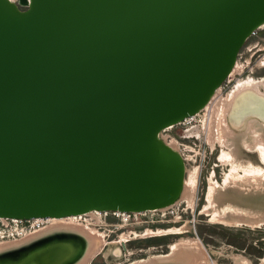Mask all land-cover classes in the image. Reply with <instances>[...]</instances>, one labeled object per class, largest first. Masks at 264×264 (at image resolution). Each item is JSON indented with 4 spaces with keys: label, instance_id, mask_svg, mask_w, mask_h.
<instances>
[{
    "label": "water",
    "instance_id": "1",
    "mask_svg": "<svg viewBox=\"0 0 264 264\" xmlns=\"http://www.w3.org/2000/svg\"><path fill=\"white\" fill-rule=\"evenodd\" d=\"M262 22L264 0H0V215L173 202L185 160L159 130L205 103ZM89 245L54 224L0 244V264H76Z\"/></svg>",
    "mask_w": 264,
    "mask_h": 264
},
{
    "label": "rangeland",
    "instance_id": "2",
    "mask_svg": "<svg viewBox=\"0 0 264 264\" xmlns=\"http://www.w3.org/2000/svg\"><path fill=\"white\" fill-rule=\"evenodd\" d=\"M239 51L241 53L240 56L237 55V64L232 73L220 83V89L211 108H201L193 117L173 123L168 130H165L172 134L170 137L173 138L170 140L183 154L185 170L187 169L185 176L192 170L198 172L193 206L187 204L185 193L183 197L180 194L178 202L166 208L146 209L140 214L138 222L112 224L106 222L107 218L106 221L95 222L89 214H86L85 219L81 221L78 219L79 222H74L72 225L79 228L83 225L85 228L90 227L86 228L89 232L81 229L88 235L90 246L100 247L95 250L87 264H129L134 260L137 264H142L158 259L155 256L165 253H170L168 256L181 255L186 259L187 264H264L262 259L264 258V174L260 172L253 175L254 173L247 174L243 171V166L249 162H251L249 165L262 164L264 168L253 145L256 139L250 138L253 127L247 126L250 114L245 115L243 122L237 125L231 122L229 115L226 116L228 127L224 130L221 129L218 121L220 111L224 109L222 102L226 101L227 93L235 80L250 75L261 78L264 75V66L260 67V61L264 57V25L257 27L254 33L246 37ZM259 90L264 92V86L260 85ZM207 110L211 114L209 136L213 133L210 139L201 126L202 120L208 114ZM221 134L226 138V142L224 141L226 144L222 141ZM257 135L264 142V131L260 130ZM242 137L246 139L243 140ZM245 145L252 148L253 152L248 151ZM222 150L233 153L239 165H236V170L230 164L233 160L231 156H228L230 160L227 155L221 157ZM228 172L230 176L233 174L239 176L227 177ZM225 176L228 178L227 181H224ZM210 183H215L218 188L215 189L208 204L205 196ZM203 205L206 209L202 208ZM180 226L185 231L181 233L164 231L167 227ZM96 236H101L102 241L91 244ZM180 237L196 239L197 247L189 252L185 246L187 244L181 242L171 251L170 244ZM17 240L5 239L0 241V244ZM139 259H143L142 262H139Z\"/></svg>",
    "mask_w": 264,
    "mask_h": 264
},
{
    "label": "bare ground",
    "instance_id": "3",
    "mask_svg": "<svg viewBox=\"0 0 264 264\" xmlns=\"http://www.w3.org/2000/svg\"><path fill=\"white\" fill-rule=\"evenodd\" d=\"M263 25H264V22H262L261 24H259L258 27H261ZM236 57H235L234 63L232 65L231 70L229 71V73H232L234 67L237 64V58ZM260 65L261 66H264V57L262 58V61H260ZM263 84H264V75L261 76V78H257V77L251 76V75L250 76H247V77L237 78L235 80L234 85L232 86V88L227 93L228 94L227 95V99L225 98L226 101L223 100V102H222V107L224 109L220 111V115H219L220 118H219L218 121L220 122L221 129L224 130V128L227 129V127H228V124L226 122V116L228 117V115H229V119L231 120V122L233 124H236L237 125V124H241L243 122V118L245 117V115H242V112H244L245 110H250V107H251V109L255 110L253 113H249L250 114V117L248 119H250V121L248 122V125L247 126H251V125L253 126V127L251 126L252 127L251 128L252 136L250 138H253V140H254V138L256 139L253 142V145L256 147L257 154H258V159H260V161L264 165V142L261 139V137L257 135V133L260 130L261 131H264V111H261V110H264V92L263 91H260L261 89L259 90V86L260 85L264 86ZM220 85L221 84H219V85H217L215 87V89L210 94L209 98L205 101V103L198 110H196L192 114L186 115L183 119L184 120H187V119L193 117L195 114L199 113V111L201 110V108L202 109L203 108L204 109L205 108L206 109L207 108L208 109L211 108V106L213 104V101H214V98H215V96H217L218 91L220 89ZM246 107H249V108H246ZM207 113L208 114L206 115V117H204V119L202 120L203 123L201 122L202 123L201 126L204 129V131H205V135L209 138L213 133L210 134V136H209V128H210V124H211V114H210V112L208 110H207ZM168 125H170V124H168ZM218 128H220V127H218ZM247 130H248V127H247ZM244 135H243V137H244ZM249 135L247 137H249ZM221 137H223V135ZM243 137H242V139H243ZM172 138L171 137L166 138L165 141H167L170 145L174 146L173 141L170 140ZM223 138H221L222 141L223 142L224 141L226 142V138H224V140H223ZM245 139L246 138H244L243 140H245ZM241 142H244L245 143V141H242V140H241ZM248 143H250V142H248ZM250 145H252V144H250ZM245 146H246V149H248V151L253 152V149L252 148L248 147V145H245ZM222 155H227L226 156L227 158H228V156L229 157L231 156L230 158H232L233 160H232V162L230 164L234 168V170H236L235 167H236V165H238V162L235 161L236 159H234L235 157L233 156V153L231 151H224V150H222L221 157H222ZM249 164H251V162H249ZM249 164L246 163L244 166L242 165L244 172H246L247 174L254 173L253 175H255L257 173H260V172L261 173L263 172L262 174H264V168H263V166H261L262 164L260 165V163H258L260 166H258V165H249ZM233 168H231L232 171H234ZM186 170L184 169V178H183V184H182V189H181L180 194H181V197H183V196H185V193H186V198H187L186 201H188L187 204L188 205H191V207H192L193 206L192 204L195 202L194 201V196H195V187H196V177H197V173L198 172H197V170H192V171L186 173V176H185ZM231 170H229V171H231ZM228 173H229V176L227 174L226 175L227 177H238L239 176V175L236 176L234 174L233 175L231 174L232 176H230V172H228ZM226 176H225V179L226 180H224V181H227L228 180V178ZM260 176L262 177V175H260ZM253 177L255 178V176H253ZM236 179H239V178H236ZM252 179H250V180H252ZM215 183L214 184H211L210 183L208 185V187H207L205 199L208 201V204H210L209 203V200L212 199V196L214 195L215 189L218 188V186L216 188V184H218V183H216V184ZM180 194H179V196L173 202H171V203H169L167 205L158 207V208H166V207L172 205L173 203L178 202L179 197H180ZM205 205H207V204H205ZM205 205H203V207H202L203 209H206V206ZM149 209L152 210V209H155V207H151ZM94 211H95V208H91V209H88V210H86L84 212L94 215ZM49 218H50V222L49 223H52L51 225L60 224V223L74 224V222L75 223H78L79 222L78 221V218L76 217V214L75 213H71V214L69 213L68 215H49ZM70 221H72V222H70ZM49 223L43 225L40 228H37V229H34V230L30 231L29 233H27L26 235H24L22 237L13 238V239H18L19 240V239H22L23 237H27L31 233H35L38 230L42 229L43 227H46L47 225H49ZM51 225H49V226H51ZM83 226L80 227V228H83L84 230H86V231L89 232V230H87V229L90 228V227H86L87 228L86 229ZM164 231L165 232H179V233H181V232H183L185 230L183 229V227L180 226V227H167ZM91 233H92V231H91ZM90 236H92V235H90ZM96 239L94 238V241L92 240L91 244H95L96 241H98V243L102 241L101 236H96ZM3 240L4 239H2L1 241H3ZM195 240L196 239L191 238V237H180L178 240H175L174 242H172L170 244L171 251L175 250L177 248L178 243H181L182 242V244H187L185 246L189 249V252H192L193 249H195V247H197L195 245ZM98 248H100V247L90 246L88 248V251L84 255V257L81 258L76 264H87V262L89 261V259L93 256L95 250L98 249ZM188 249H187V251H188ZM195 253H196V251H195ZM169 254L170 253H165V254H161V255L155 256V257H158V258L161 257L162 258V257L168 256ZM262 259H264V258H262ZM142 260L143 259H139V262H142ZM246 261H247V259H246ZM129 264H137V261L134 260V261L130 262Z\"/></svg>",
    "mask_w": 264,
    "mask_h": 264
},
{
    "label": "built area",
    "instance_id": "4",
    "mask_svg": "<svg viewBox=\"0 0 264 264\" xmlns=\"http://www.w3.org/2000/svg\"><path fill=\"white\" fill-rule=\"evenodd\" d=\"M253 31V30H252ZM165 125L160 128L159 134L163 139L169 138L172 134L170 132H166L168 128L171 126ZM165 131V132H163ZM165 133V135H164ZM146 209L142 210H125L118 208H108V209H95L94 215L86 213L84 211L77 212L76 217H84L86 218V214H89L90 218H93L95 222L106 221L107 223H118V222H138L139 216L141 213L145 212ZM71 214V213H70ZM68 215V214H64ZM50 222L49 215H33L28 217H17V216H6L0 215V241L2 239H10V238H19L30 231L40 228L43 225Z\"/></svg>",
    "mask_w": 264,
    "mask_h": 264
},
{
    "label": "flooded vegetation",
    "instance_id": "5",
    "mask_svg": "<svg viewBox=\"0 0 264 264\" xmlns=\"http://www.w3.org/2000/svg\"><path fill=\"white\" fill-rule=\"evenodd\" d=\"M19 5L23 6L22 4H19ZM256 29H257V27L254 28L253 31H251L250 34L254 33V32L256 31ZM250 34H249V35H250ZM245 39H246V38H245ZM243 42H244V41H243ZM242 44H243V43H242ZM242 44H241V45H242ZM240 47H241V46H240ZM240 47H239V48H240ZM240 53H241V51L238 50L237 55L240 56ZM237 55H236V56H237ZM263 55H264V54H263ZM263 55H262V56H263ZM236 58H237V57H236ZM259 58H260V57H259ZM259 58H258V59H259ZM237 59H238V58H237ZM258 59H257V60H258ZM260 67H262V66H260ZM78 219L81 221L82 219H85V218H84V217H79ZM45 228H46V227H45ZM42 229H44V228H42ZM42 229H40V230H42ZM38 231H39V230H38ZM32 234H33V233H32Z\"/></svg>",
    "mask_w": 264,
    "mask_h": 264
}]
</instances>
